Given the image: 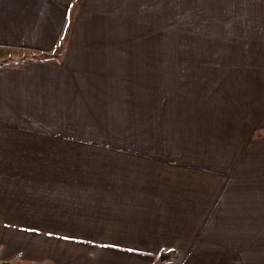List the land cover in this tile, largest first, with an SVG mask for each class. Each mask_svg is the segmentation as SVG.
<instances>
[{
	"label": "crops",
	"instance_id": "crops-1",
	"mask_svg": "<svg viewBox=\"0 0 264 264\" xmlns=\"http://www.w3.org/2000/svg\"><path fill=\"white\" fill-rule=\"evenodd\" d=\"M200 1L0 0V57L63 53L0 67V264H264V53L162 56Z\"/></svg>",
	"mask_w": 264,
	"mask_h": 264
},
{
	"label": "rangeland",
	"instance_id": "rangeland-1",
	"mask_svg": "<svg viewBox=\"0 0 264 264\" xmlns=\"http://www.w3.org/2000/svg\"><path fill=\"white\" fill-rule=\"evenodd\" d=\"M202 1L212 2L214 0H201L200 2ZM222 1L223 10L221 9V18L223 20L221 24H215L212 19L210 32L205 33V35H197L198 33L196 32V40L193 43L186 41V29L188 28V24H185L187 10L186 8L179 10V25L177 26L179 33L177 40H179L177 42L174 40L171 49L162 53L163 58L168 62L169 66H183V61L186 59L182 57L183 54L181 53H264V0ZM195 7L198 8V5L196 4ZM68 25H70L71 30L72 20L69 21ZM196 28H198L197 25ZM65 41L61 42L60 47L64 45ZM62 54L59 52L56 55L58 56L56 59L59 60ZM11 55H21V53H11ZM138 65L137 63L136 66ZM134 94L137 98V92ZM123 107L115 106L114 115L110 114L107 116L103 107L99 106L93 110L94 115L90 113L83 114L82 120L77 123V128L113 130L116 126L111 122V119L115 118L114 116L121 115L120 108ZM84 109L88 110L86 104L84 105ZM135 129L133 127L130 128L132 132H135ZM165 256L167 254L162 255L161 258L165 260Z\"/></svg>",
	"mask_w": 264,
	"mask_h": 264
},
{
	"label": "trees",
	"instance_id": "trees-1",
	"mask_svg": "<svg viewBox=\"0 0 264 264\" xmlns=\"http://www.w3.org/2000/svg\"><path fill=\"white\" fill-rule=\"evenodd\" d=\"M70 33V25H68L65 29L64 35L61 39V42L68 39ZM59 53V50L54 53H42V54H24L21 57L15 58V57H6L4 59L0 60V67H6V66H14V65H26L30 61L33 60H48V59H54L58 56H56Z\"/></svg>",
	"mask_w": 264,
	"mask_h": 264
}]
</instances>
